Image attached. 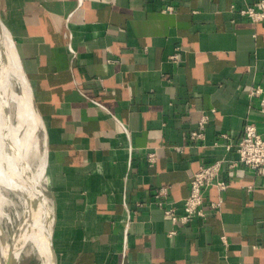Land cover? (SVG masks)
Masks as SVG:
<instances>
[{
	"label": "crops",
	"instance_id": "obj_1",
	"mask_svg": "<svg viewBox=\"0 0 264 264\" xmlns=\"http://www.w3.org/2000/svg\"><path fill=\"white\" fill-rule=\"evenodd\" d=\"M256 1L0 0L47 128L56 264H264V165L228 167L246 121L264 137L247 93L264 88V20L240 13ZM219 158L227 188L174 225L155 190L180 211Z\"/></svg>",
	"mask_w": 264,
	"mask_h": 264
},
{
	"label": "bare ground",
	"instance_id": "obj_2",
	"mask_svg": "<svg viewBox=\"0 0 264 264\" xmlns=\"http://www.w3.org/2000/svg\"><path fill=\"white\" fill-rule=\"evenodd\" d=\"M8 31L3 24H0V35L5 50L7 48L9 69L12 72V77L15 76L23 84L25 91L12 94L11 102H13L14 107L12 113L2 111L1 106H3V103L0 98V205L7 200L6 189L13 190L21 197L24 196L26 204H28L32 182L37 180L44 170L42 162L37 163L35 167L32 162L33 158H39L40 153L39 143L32 132L33 124L38 123V120L31 108L25 76L20 68L19 59L15 54L14 42ZM12 56L15 58L14 61L11 58ZM31 165L33 166V172H30ZM2 214L4 215V212L0 208V217ZM17 229L18 232L15 233L13 238L11 237V242L5 239L6 242L0 243L2 257L0 264H11L12 260L8 257V251L12 250L15 255L19 256L22 247L27 243L32 244V247L39 252L47 248L44 237L42 238L37 231H32L27 225L26 219L24 224H21ZM0 234L4 235L2 227H0Z\"/></svg>",
	"mask_w": 264,
	"mask_h": 264
},
{
	"label": "built area",
	"instance_id": "obj_3",
	"mask_svg": "<svg viewBox=\"0 0 264 264\" xmlns=\"http://www.w3.org/2000/svg\"><path fill=\"white\" fill-rule=\"evenodd\" d=\"M174 7L167 4L162 11H171ZM240 13L246 15L253 22L264 20V0H257L255 3L248 4L240 8ZM171 58H176L177 54H172ZM250 97L258 100L259 110L264 114V88L260 84H254L247 88ZM208 120V115L203 114L199 120V128L189 132L190 138H203L204 126ZM222 137L226 134L222 133ZM238 159L228 162V167H235L238 162L257 168L264 165V137L258 132L256 124L253 121H246L240 139L236 143ZM146 159L152 163L156 159V152H147ZM223 160L215 159L211 162L200 164L189 176L188 194L184 197L180 211H177L174 203H168V187L160 186L154 192V202L163 207L165 216L177 226L186 225L192 218L204 215L205 208V191L208 186H215L219 191L227 188V181L221 176ZM250 187V186H248ZM220 204L219 201H210L211 208L216 209ZM176 233V229H170L168 234ZM225 242V235L221 236Z\"/></svg>",
	"mask_w": 264,
	"mask_h": 264
},
{
	"label": "water",
	"instance_id": "obj_4",
	"mask_svg": "<svg viewBox=\"0 0 264 264\" xmlns=\"http://www.w3.org/2000/svg\"><path fill=\"white\" fill-rule=\"evenodd\" d=\"M0 24H3V26L7 29L1 17H0ZM14 46H15L14 47L15 54L17 58L19 59L20 66H21L20 68L25 76V81L27 83V88H28V92L30 95L29 102L34 112V116L38 120L37 131L41 132V151H40L37 163L40 164V162H42L44 164L43 173L40 175L39 178H37V180H34L32 182V187H31V191L29 194L30 205H29L28 214H27L28 215L27 225H29L32 231L33 230L37 231L42 238L44 237L43 239L46 242L47 248L42 250V252H39L36 249L37 254L40 258V264H56L55 263L56 262L55 253H54L53 243H52V231H53L52 224H53L54 213L50 205V201L47 196L46 187H45L46 173H47V167H48V151H49L48 133H47V128L42 118V115L35 102V98H34L33 91H32V86L22 66L20 57L16 49L15 42H14ZM11 58H13V61L15 60L13 56ZM0 77H1L0 98L3 103V106H1V108L3 112H11V108L13 106V102H11L12 94L15 92H20V91H16L12 86L13 85L12 79L15 78V76L12 77V72L9 69L7 48L5 50L1 35H0ZM15 79L17 80L19 84V88H20V83L18 79L17 78ZM30 172H33L32 165L30 166ZM45 208H46V212H45ZM0 227H2L1 224H0ZM0 238H1V242H6L3 234L2 235L0 234ZM8 257L12 260V264L13 263L15 264L19 256L15 255V253H13L12 250H9Z\"/></svg>",
	"mask_w": 264,
	"mask_h": 264
},
{
	"label": "rangeland",
	"instance_id": "obj_5",
	"mask_svg": "<svg viewBox=\"0 0 264 264\" xmlns=\"http://www.w3.org/2000/svg\"><path fill=\"white\" fill-rule=\"evenodd\" d=\"M19 83H20L21 90L19 88V84H18L17 80L15 78L12 79L13 88L16 91H20L19 93H22L23 91H25V89L23 87V84H21V82H19ZM13 110H14V107L12 106L11 111L13 112ZM32 132H33V135L37 138V141L39 143V151H41V132L37 131V123L33 124V131ZM37 161H38V157L33 158L32 162H33L34 166L36 165ZM5 192H6L7 200L2 205H0V208H2V211L4 212V215L2 214L0 217V224H1L2 229L4 231V237H5L4 239L11 242L15 233L18 232L17 228H19L21 224H24L25 219L27 220V217H28L27 214H28V209H29V205H30V199H28V204H26V198H24V196L23 197L19 196L13 190H7L6 189ZM11 234H13V235L11 236ZM2 239H3V237H2ZM0 243H1V238H0ZM32 246H33L32 244L27 243L22 247V249L20 251L21 256L19 254V257H18L17 262L15 264H40V258L36 252V248H34ZM1 260H2V257L0 254V261Z\"/></svg>",
	"mask_w": 264,
	"mask_h": 264
}]
</instances>
